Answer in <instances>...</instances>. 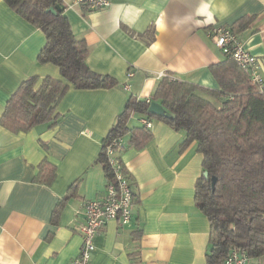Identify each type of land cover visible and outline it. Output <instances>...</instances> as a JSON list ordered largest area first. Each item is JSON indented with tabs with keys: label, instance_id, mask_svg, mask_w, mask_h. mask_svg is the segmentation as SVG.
I'll list each match as a JSON object with an SVG mask.
<instances>
[{
	"label": "crops",
	"instance_id": "crops-1",
	"mask_svg": "<svg viewBox=\"0 0 264 264\" xmlns=\"http://www.w3.org/2000/svg\"><path fill=\"white\" fill-rule=\"evenodd\" d=\"M76 35L84 38L88 65L115 77L112 87H70L57 106V124L12 132L0 123V264H71L82 246L85 203L105 193L96 161L102 140L129 96L148 98L162 73L218 89L212 66L227 55L209 35L213 25H239L243 46L261 62L264 76V0H110L91 9L63 0ZM44 32L0 0V118L7 101L30 76L61 77L41 63ZM132 71L133 74L129 75ZM140 112L129 126L144 124ZM142 148L124 135L121 152L135 192L131 220L109 219L94 237L91 264H206L211 227L195 203L203 154L184 133L152 120ZM47 158L56 166L50 183L36 180ZM79 179L75 194L60 202ZM246 264H264V255Z\"/></svg>",
	"mask_w": 264,
	"mask_h": 264
},
{
	"label": "trees",
	"instance_id": "trees-1",
	"mask_svg": "<svg viewBox=\"0 0 264 264\" xmlns=\"http://www.w3.org/2000/svg\"><path fill=\"white\" fill-rule=\"evenodd\" d=\"M4 1L44 32L46 41L38 60L57 65L61 74V77L45 76L39 85L38 76L26 78L7 101L0 118L4 127L15 133L42 123L53 127L61 117L57 106L70 87L119 84L112 75L99 73L88 65L89 47L84 38L75 34L63 0ZM51 6L57 11L50 10ZM230 27L236 33L239 25ZM212 70L219 82L218 89L180 80L167 72L151 97L131 94L103 138L96 161L104 168L107 181L118 187L114 157L132 187L121 155L125 148L124 135L129 133L131 142L138 148L153 137L145 124L129 126L134 112L151 121H165L182 131L181 148L197 142L203 154V169L196 180L195 203L208 217L211 227L206 264H224L233 249L247 252L250 258L264 255V87L254 84L249 73L228 56L213 65ZM153 100L160 102L172 116L150 112ZM121 137L123 141L112 145L114 153L110 154L108 145ZM56 175V166L45 158L39 164L36 180L50 184ZM78 182L79 179L70 185L60 204L75 194ZM132 191L135 202L133 187Z\"/></svg>",
	"mask_w": 264,
	"mask_h": 264
},
{
	"label": "built area",
	"instance_id": "built-area-1",
	"mask_svg": "<svg viewBox=\"0 0 264 264\" xmlns=\"http://www.w3.org/2000/svg\"><path fill=\"white\" fill-rule=\"evenodd\" d=\"M76 2L85 4L91 9L104 8L110 4V0H76ZM209 35L228 57L235 60L243 70L249 73L250 79L254 84H257L261 89L264 87V76L261 72L260 59L243 46L230 26L213 25L209 30ZM132 74L133 72L130 71L129 75ZM166 74L162 73V76ZM171 77L174 78V76ZM141 121L147 127L153 125V121L146 117H142ZM122 141V137L119 140L114 139L108 145L109 153H114L112 145H119ZM112 162L115 165L119 186L117 187L114 183L107 181L105 193L85 203V220L79 226L82 246L79 254L74 257L71 264H91V255L95 246L94 237L106 221L117 219L120 223H128L131 220L134 206L132 187L129 180L122 173L120 163L114 157H112ZM249 259L250 256L247 252L233 249L224 264H246Z\"/></svg>",
	"mask_w": 264,
	"mask_h": 264
},
{
	"label": "water",
	"instance_id": "water-1",
	"mask_svg": "<svg viewBox=\"0 0 264 264\" xmlns=\"http://www.w3.org/2000/svg\"><path fill=\"white\" fill-rule=\"evenodd\" d=\"M57 7L59 8V6L57 5ZM50 10H52L53 12H56V8L51 6L49 8ZM149 111L152 112V113H155V114H160V115H165V116H168V117H171L172 114L158 101H151L150 105H149ZM204 174L206 176L209 175L208 171H205ZM215 180V177H213V182Z\"/></svg>",
	"mask_w": 264,
	"mask_h": 264
}]
</instances>
